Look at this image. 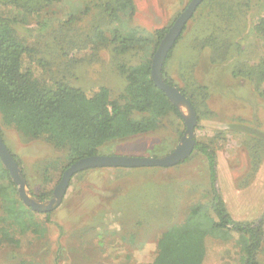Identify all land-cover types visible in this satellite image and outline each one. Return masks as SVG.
Instances as JSON below:
<instances>
[{
	"label": "rangeland",
	"instance_id": "1",
	"mask_svg": "<svg viewBox=\"0 0 264 264\" xmlns=\"http://www.w3.org/2000/svg\"><path fill=\"white\" fill-rule=\"evenodd\" d=\"M191 1L134 0L136 12L131 27L149 34L169 30ZM215 3L204 16L199 18L197 14L188 22L166 73L178 90L198 99L195 141L218 137L219 189L229 213L238 221H254L264 216V98L254 91L250 81L233 77L226 64H210L211 51L204 47L203 40L214 34L218 41L228 34V64L252 62L262 52L252 26L264 13V0ZM0 12L15 15L8 9ZM53 12V17L72 14L80 18L66 41L83 42L90 54H78L76 46L62 52L63 35L54 30L50 37L28 38L34 57L47 62L50 77L84 91L103 86L109 89L112 100L118 99L127 86L119 66H136L150 57L143 51L117 57L111 45H101V40L91 50L93 45L86 36L92 33L93 23L98 22L106 35L116 28L108 27L97 10L85 16L82 5L72 1ZM217 14L234 17L226 22ZM39 19L27 18L28 26H34ZM224 25L226 33L220 29ZM20 33L22 37L28 36L24 29ZM183 113L187 111L183 109ZM0 128L7 148L21 162L28 193L39 201H49L69 167L66 151L56 149L48 134L39 140L24 137L16 128L6 125L1 116ZM185 130V123L170 116L164 120L161 131L113 142L104 146L100 155L164 158L178 147ZM254 147L259 150L256 169L252 162ZM46 194L44 200L38 199ZM209 199L207 162L198 152L170 168L87 170L74 176L62 204L49 217L31 210L32 231L12 227L18 244L0 249V264H155L159 236L184 223L195 203ZM6 200L14 208H28L15 185L8 197L0 196V229L6 217ZM210 259L212 264H243V252L228 243L215 246ZM259 259L264 264V249Z\"/></svg>",
	"mask_w": 264,
	"mask_h": 264
},
{
	"label": "trees",
	"instance_id": "2",
	"mask_svg": "<svg viewBox=\"0 0 264 264\" xmlns=\"http://www.w3.org/2000/svg\"><path fill=\"white\" fill-rule=\"evenodd\" d=\"M72 1L82 5L85 16L97 10L108 27L116 26L106 35L98 22L93 23L92 33L86 36L93 45L91 50L96 48V41L101 40L104 41L101 45H111V51L117 57L132 51H143L150 57L136 66H119L127 86L125 93L116 100H112L106 87L84 91L50 77L47 62L36 59L34 50L27 43L28 38L50 37L56 30L63 35L62 52L76 46L78 54L89 55L90 50L83 42L70 44L66 41L80 18L72 14L64 18L53 17L54 8ZM215 4V0H204L192 17L199 14L201 18ZM1 9L11 10L15 15L0 12V116L6 125L16 128L28 139L39 140L48 134L49 142L56 149L66 151L68 166L82 158L99 156L100 150L113 142L155 134L163 129L167 117L176 116L184 124L180 110L151 78L152 59L168 29L149 34L132 28L131 21L136 12L134 0H0ZM217 16L226 22L234 17L232 14ZM30 17L40 19L34 26H28L27 18ZM225 28V25L220 28L223 33L227 32ZM23 29L28 36H21ZM185 30L186 27L182 35ZM252 30L262 44V52L252 62L228 64V34H223L224 38L218 41L211 34L203 44L211 51L210 64H226L233 77L250 81L254 91L264 98V13L254 20ZM175 46L162 70L164 82L172 87L175 84L169 79L166 66L173 57ZM179 91L190 101L198 116V99ZM0 137L3 139L1 128ZM217 146V136L196 140L194 152L200 153L207 162L210 199L195 203L184 223L168 228L159 236L155 264H212L210 258L214 247L228 243L242 250L243 264H260V253L264 249V216L254 221H238L231 216L219 189ZM257 151L255 147L252 150L255 169L258 167L255 162ZM13 157L21 169V162ZM10 189H15V184L0 162V196L8 197ZM46 197L47 194L38 199ZM3 209L6 217L2 219L0 229V249L18 244L12 227L19 226L23 232H29L34 226L31 209L14 208L7 200Z\"/></svg>",
	"mask_w": 264,
	"mask_h": 264
},
{
	"label": "water",
	"instance_id": "3",
	"mask_svg": "<svg viewBox=\"0 0 264 264\" xmlns=\"http://www.w3.org/2000/svg\"><path fill=\"white\" fill-rule=\"evenodd\" d=\"M204 0H192L187 8L175 20L164 38L161 40L152 59L151 78L156 87L161 89L169 101L180 110L186 130L178 147L164 158H145L128 156H93L82 158L70 165L63 173L62 179L53 192V197L42 202L32 197L27 190L24 175L7 148L4 140L0 137V162L9 172L11 179L17 186L18 194L22 202L33 212L48 214L55 211L63 202L71 180L79 173L98 168H147V167H174L186 161L194 153L196 141L195 127L198 123L196 111L190 101L176 88L164 82L162 70L170 51L181 37L185 27L191 20L198 6ZM183 109L187 114L183 113Z\"/></svg>",
	"mask_w": 264,
	"mask_h": 264
}]
</instances>
